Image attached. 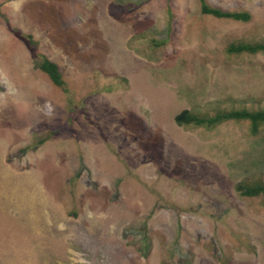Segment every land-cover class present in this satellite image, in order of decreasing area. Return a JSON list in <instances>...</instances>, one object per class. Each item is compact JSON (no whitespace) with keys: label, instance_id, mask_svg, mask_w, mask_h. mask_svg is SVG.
I'll return each mask as SVG.
<instances>
[{"label":"rangeland","instance_id":"1","mask_svg":"<svg viewBox=\"0 0 264 264\" xmlns=\"http://www.w3.org/2000/svg\"><path fill=\"white\" fill-rule=\"evenodd\" d=\"M0 0V264H264V0ZM26 36H31L34 45ZM34 46V47H33ZM56 62L67 91L38 64Z\"/></svg>","mask_w":264,"mask_h":264},{"label":"trees","instance_id":"2","mask_svg":"<svg viewBox=\"0 0 264 264\" xmlns=\"http://www.w3.org/2000/svg\"><path fill=\"white\" fill-rule=\"evenodd\" d=\"M202 15L218 18L221 20H232L234 22L248 23L253 16L247 11H227L211 5L209 0H199ZM30 44L35 42L31 36H26ZM34 47V46H33ZM226 52L230 55H258L264 54L263 42H244L237 41L228 45ZM38 64L41 71L51 80V82L58 88H66V81L64 79L60 66L47 58L44 55L38 54ZM247 122L250 126V134L252 137H259L264 128V109L250 110V109H231V110H217L214 114L202 112L194 109L184 110L177 114L175 122L181 127H202L206 129H215L227 122ZM237 191L241 196L247 198L259 197L264 195V182L250 183L243 181L237 186Z\"/></svg>","mask_w":264,"mask_h":264}]
</instances>
